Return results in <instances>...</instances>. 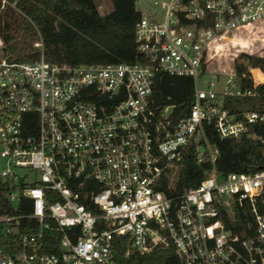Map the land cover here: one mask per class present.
I'll use <instances>...</instances> for the list:
<instances>
[{
  "label": "built area",
  "instance_id": "obj_1",
  "mask_svg": "<svg viewBox=\"0 0 264 264\" xmlns=\"http://www.w3.org/2000/svg\"><path fill=\"white\" fill-rule=\"evenodd\" d=\"M158 5L159 18L140 12L134 24V62L50 61L38 34L36 59L8 60L0 39V234L10 238L1 264H114L115 237L126 242L124 256L169 244L176 264H264V167L217 173L202 129L253 138L249 124L264 126V109L246 103L264 88L250 72H264L243 66L249 55L264 58V0ZM239 63L250 88L239 87ZM158 74L192 79L180 114L153 104ZM225 97L246 101L230 111ZM190 145L211 168L169 196L161 182L169 188ZM236 208L250 216L247 235L222 221Z\"/></svg>",
  "mask_w": 264,
  "mask_h": 264
},
{
  "label": "trees",
  "instance_id": "obj_2",
  "mask_svg": "<svg viewBox=\"0 0 264 264\" xmlns=\"http://www.w3.org/2000/svg\"><path fill=\"white\" fill-rule=\"evenodd\" d=\"M13 3V6L10 4ZM110 9L99 14L95 0H5L0 3L1 54L8 60L30 61L39 56V49L33 42L41 39L42 55L45 59L64 62L70 65L79 63L134 62L139 60L133 40L134 24L140 11L135 0H108ZM249 64L264 72V58L249 55ZM241 89L250 88V82L240 77L244 67L234 65ZM250 74L264 82V77L255 70ZM258 95L247 99L251 108L264 109V88L257 87ZM192 79L185 76L156 75L151 88L153 104L158 107L172 105L174 112L186 107L192 96ZM233 101L242 104L244 98H224L226 110L234 108ZM204 137L215 149L213 167L217 173H252L264 167L261 151L264 149V126L249 124L253 138L218 137L211 125L202 124ZM207 156L200 163L195 162L194 150L190 145L182 152L175 180L168 189L161 182L162 189L172 196L197 185L210 170ZM244 209H234L233 221L226 215L222 221L226 228L247 235L243 231L250 216ZM5 211L19 213L6 208ZM245 211V214H244ZM246 220H243V218ZM10 238L0 234V248ZM114 264H176L169 244L155 246L149 253L140 254L130 251L124 256L126 242L121 237L112 240Z\"/></svg>",
  "mask_w": 264,
  "mask_h": 264
},
{
  "label": "rangeland",
  "instance_id": "obj_3",
  "mask_svg": "<svg viewBox=\"0 0 264 264\" xmlns=\"http://www.w3.org/2000/svg\"><path fill=\"white\" fill-rule=\"evenodd\" d=\"M98 8H100V12L105 13L110 9V5L108 3V0H104L105 3H102L103 0H95ZM159 1L160 0H135V7L137 10H139L140 12H147L150 15L154 16L155 18H159L162 14V11L160 10L159 7ZM11 6H13V3L10 4ZM33 45V44H32ZM214 75L217 77L216 78V87L219 88L222 85V79L225 75L224 72H213ZM210 78V74H204L202 75V77L200 78L198 85L203 87L202 82L205 79ZM4 166L3 161L0 159V169Z\"/></svg>",
  "mask_w": 264,
  "mask_h": 264
},
{
  "label": "water",
  "instance_id": "obj_4",
  "mask_svg": "<svg viewBox=\"0 0 264 264\" xmlns=\"http://www.w3.org/2000/svg\"><path fill=\"white\" fill-rule=\"evenodd\" d=\"M248 63H249V59H246L245 62L243 63V66L247 65Z\"/></svg>",
  "mask_w": 264,
  "mask_h": 264
}]
</instances>
